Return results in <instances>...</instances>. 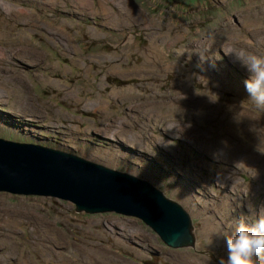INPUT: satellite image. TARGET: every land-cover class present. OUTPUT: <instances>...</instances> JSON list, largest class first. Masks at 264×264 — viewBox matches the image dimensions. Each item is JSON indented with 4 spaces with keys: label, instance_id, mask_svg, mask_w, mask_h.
<instances>
[{
    "label": "rangeland",
    "instance_id": "374dc122",
    "mask_svg": "<svg viewBox=\"0 0 264 264\" xmlns=\"http://www.w3.org/2000/svg\"><path fill=\"white\" fill-rule=\"evenodd\" d=\"M89 1L0 0V137L150 181L188 211L197 245L168 247L136 217L0 191V264L226 261V237L264 210V109L236 59L264 57V0Z\"/></svg>",
    "mask_w": 264,
    "mask_h": 264
},
{
    "label": "water",
    "instance_id": "95a60500",
    "mask_svg": "<svg viewBox=\"0 0 264 264\" xmlns=\"http://www.w3.org/2000/svg\"><path fill=\"white\" fill-rule=\"evenodd\" d=\"M0 191L51 196L76 212H115L142 220L171 248H195L192 218L150 181L79 154L0 137Z\"/></svg>",
    "mask_w": 264,
    "mask_h": 264
},
{
    "label": "clouds",
    "instance_id": "9594fccd",
    "mask_svg": "<svg viewBox=\"0 0 264 264\" xmlns=\"http://www.w3.org/2000/svg\"><path fill=\"white\" fill-rule=\"evenodd\" d=\"M236 59L249 72L245 89L257 108L264 109V57L255 54H236ZM227 260L220 264H257L264 257V210L251 223H240L234 233L226 237Z\"/></svg>",
    "mask_w": 264,
    "mask_h": 264
},
{
    "label": "bare ground",
    "instance_id": "6f19581e",
    "mask_svg": "<svg viewBox=\"0 0 264 264\" xmlns=\"http://www.w3.org/2000/svg\"><path fill=\"white\" fill-rule=\"evenodd\" d=\"M71 1H75V3H78V5H80V6H82V5H88L89 7L91 6V2L89 1V0H71ZM51 5V4H50ZM94 5V4H93ZM126 5V4H125ZM53 7V6H52ZM85 7V6H84ZM99 7L101 8V10L102 11H104L106 14H108V12H107V10L104 8V3L103 2H100L99 3ZM92 8V7H91ZM9 10H10V8H8ZM12 14L13 15H18V14H21V15H26V13L25 12H23V10H21V9H18V10H14V11H12ZM29 15V13L27 14V16ZM18 19L20 20L21 19V17H18ZM27 20H28V18H26V20H25V23L27 22ZM23 35H25L24 33H22ZM22 36V35H21ZM20 38H22V37H20ZM149 40V43H148V45L143 49V54H141V55H143L146 59H148V60H155V59H159V55H158V50H157V47H158V45H157V43L154 41V38H153V36L150 38V39H148ZM184 51V50H183ZM101 59H110L111 60V58H106V57H100ZM201 60V59H200ZM95 61V60H94ZM201 62H203V61H201ZM208 62V61H207ZM167 69H169V67H168V65H167V67H164V70H167ZM52 83H54V84H57V81H53ZM56 87V86H55ZM57 88V87H56ZM119 91V90H118ZM117 91V92H118ZM113 92H114V90H113ZM112 92V93H113ZM121 92V91H120ZM75 94V93H74ZM73 94H70V96H72ZM113 95V94H112ZM119 95V94H118ZM119 96H121V95H119ZM87 105L89 106V104H88V102H87ZM98 105V104H97ZM93 107H94V104H93ZM1 120L2 121H6L7 119H5V118H1ZM1 122V121H0ZM7 124V123H6ZM19 124V123H18ZM169 127H170V125H169ZM26 128V127H25ZM26 130H28L27 128H26ZM29 131V130H28ZM30 131H31V129H30ZM175 134V133H174ZM86 140V139H85ZM84 140V141H85ZM57 142V141H56ZM43 198V197H42ZM184 248H187V247H184ZM188 248H191V247H188Z\"/></svg>",
    "mask_w": 264,
    "mask_h": 264
},
{
    "label": "flooded vegetation",
    "instance_id": "af4514ba",
    "mask_svg": "<svg viewBox=\"0 0 264 264\" xmlns=\"http://www.w3.org/2000/svg\"><path fill=\"white\" fill-rule=\"evenodd\" d=\"M188 248V247H187ZM186 249V248H185Z\"/></svg>",
    "mask_w": 264,
    "mask_h": 264
}]
</instances>
